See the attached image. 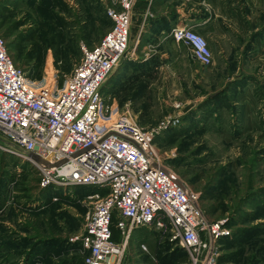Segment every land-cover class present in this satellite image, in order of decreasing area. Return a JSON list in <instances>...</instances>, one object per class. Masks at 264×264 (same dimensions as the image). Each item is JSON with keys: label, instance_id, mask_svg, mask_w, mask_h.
I'll return each instance as SVG.
<instances>
[{"label": "rangeland", "instance_id": "374dc122", "mask_svg": "<svg viewBox=\"0 0 264 264\" xmlns=\"http://www.w3.org/2000/svg\"><path fill=\"white\" fill-rule=\"evenodd\" d=\"M18 1L20 4L10 7V14H6L9 17L7 25L19 20L22 21V26L4 40L10 46L8 51L11 52L13 63L24 71L27 67L24 55L32 49L33 43L25 41L20 46V51L15 52L16 36H26L30 30L39 31L40 24L46 21L49 14L44 10L51 11L49 4L52 0ZM115 1H65L68 11L62 13L67 22L63 31V47L69 54L66 63L69 71L64 73L63 65L55 64L48 52L43 59L41 77L36 81H43L46 85L54 84L57 88L64 86L81 60V47L92 49L111 28V23L103 15L99 5L105 2L110 6ZM38 3L40 9L34 8ZM233 7L241 9L238 11L240 15L245 9V16L252 19L253 23L251 22L250 28L246 22L244 25L239 24L240 22L236 24L234 19L237 17L233 13L231 25L222 37L210 28L200 30L199 33L207 37L213 52L210 67L204 68L194 63L188 49L174 44L168 37V32L151 29L148 22L137 20L132 26L128 55L131 59L123 60L104 85L107 94L110 89H114L115 96L112 97H115L118 108L129 111L144 131H155L153 142L161 158L186 188L199 193V204L206 213L207 220H227L226 226L231 231L240 226L252 227L264 223L262 210L256 214L258 219H253L252 222L243 223L244 218H238L242 210L250 213V206L247 205L252 199L250 195H257L258 191L264 190V57L260 58L261 52L264 56V47L255 42L260 30L264 29V0H261L260 6L251 5L252 11L240 4ZM255 17L260 21L261 28L255 24ZM5 27L6 25L0 30V35ZM257 28L259 30L255 32ZM259 40L264 43V38ZM254 59L260 60L250 65ZM26 75L28 77L27 73ZM215 95L225 97L228 103L215 110L209 105L199 108L204 101ZM170 133L172 137L165 142V135ZM176 161L182 166H175ZM27 168L31 176H28L29 182L25 185L30 187L34 197L39 194L38 176L33 168ZM20 169L19 167L18 170ZM186 172L183 180L180 173ZM20 183L18 181L17 184ZM20 187H14V197L23 195ZM57 191L62 193L63 189ZM86 191L85 187L67 188L66 195L62 194L65 200L58 197L56 201H52L60 205L46 210V204H43L44 208L41 207L40 210H44L37 212L19 206L18 203H26L25 199H18V203L16 200L11 201V208L7 205V213L0 217V227H3L0 228V233L7 234L4 241L9 243L5 242L0 246V250L9 249L0 251V264H26L30 247L37 243L41 247L49 239L53 242L59 240L62 244L58 243L59 248L56 246L58 244L50 246L46 254L48 257L38 256L32 260L34 264H59L65 261L79 264L83 257L79 244L70 243L69 240L79 234L88 211L87 206L80 203ZM37 205H42V202ZM222 205L227 207L224 214ZM232 219L238 221L237 224L231 226L229 223ZM141 232L136 230L131 235L122 264H175L173 253H185L182 248L167 245L162 237L146 230L141 238H137L136 235ZM113 239L119 241V234L116 233ZM257 239L258 244L263 240L260 245L262 251L259 254L250 252L252 250H249V245L243 244L246 257L255 254L258 264H264V235ZM23 241L28 245L23 244ZM220 244L222 245L219 241ZM141 245L145 246L147 252L141 250ZM38 251L40 252V248Z\"/></svg>", "mask_w": 264, "mask_h": 264}, {"label": "built area", "instance_id": "2783aa9c", "mask_svg": "<svg viewBox=\"0 0 264 264\" xmlns=\"http://www.w3.org/2000/svg\"><path fill=\"white\" fill-rule=\"evenodd\" d=\"M135 4L106 5L111 28L92 49L81 47V60L62 88L27 77L0 37V141L5 144L0 150L31 165L38 190L63 189L66 195L70 187L95 188L80 200L88 211L79 234L69 240L80 244L82 264H122L139 229L182 248L186 264H218L219 241L232 234L227 220H207L199 193L186 188L161 158L155 131H144L129 111L118 108L115 97L102 92L123 60L131 59ZM151 17L147 13L144 19ZM168 37L185 46L201 67L212 65L207 39L192 27L171 29ZM31 154L63 163L40 168ZM112 228L119 241L113 240ZM141 250L147 252L144 245Z\"/></svg>", "mask_w": 264, "mask_h": 264}, {"label": "trees", "instance_id": "16d2710c", "mask_svg": "<svg viewBox=\"0 0 264 264\" xmlns=\"http://www.w3.org/2000/svg\"><path fill=\"white\" fill-rule=\"evenodd\" d=\"M15 4L18 5L20 3L18 0H13L12 3H11V0H0V30L4 27V25H6L3 34L0 35V37H2L3 39L8 38L9 35L14 30L22 26V21H19V20L12 22L11 25H7L9 21V17H6V14L7 16L8 14H10L11 12L10 7L12 6L16 7ZM99 7H101L100 9H102L103 15L111 23L110 19L106 16L104 6L99 5ZM34 8L40 9V4L38 3L36 7ZM49 8H51V11L44 10V11H47V13L49 14H48V18L46 19V21L40 24L39 31L30 30L26 34L27 37L21 34L16 36V38L18 39H17V42H16L17 44L15 45V49H14L15 52L20 51V46H22L23 42L27 41V42L33 43L31 46L32 49L29 51H26L24 55V59H26V65L22 63V65L27 66L24 68L25 69L24 71L28 74V77L32 80L40 79L41 74H42L43 59L45 55H47L48 52L51 53L55 64L60 63L63 65L64 73H68L69 71V66L66 64L67 61L69 60V54L66 51V49L63 47L64 39H65V35L63 31H65L67 27V22L62 16V13L63 14L67 13L68 5L64 0H52L49 4ZM59 8H61V10ZM165 25H166L165 19L160 18L158 21H153L150 26H151V29H157L158 31L162 33H165V32L169 33L170 29L165 28ZM7 49L10 50L9 45H7ZM113 86H114V83L111 84L112 88ZM113 90L114 89H110V91H108L111 96H115L113 95L114 94ZM102 92L104 94H107V91H105V87L102 89ZM224 93L225 91H223V95ZM227 103L228 102H227V99H225V97H221V95H215V96L208 98L206 101H204L199 106V108L209 105L211 107H214L213 109L215 110V108L222 107L226 105ZM213 109L211 110V112L213 111ZM171 135L172 133L165 135L164 141L167 142L172 137ZM19 161L20 160L18 158H16L15 156L9 153L0 152V217L4 216V214L7 213L5 210L7 205L9 207L11 206V202L9 203L10 205L7 203L10 201V199H12V201L14 200L17 201L18 199H25L26 203L21 204V203H18V201L17 203L20 204L19 205L20 207L21 206L25 207L26 210H29L32 212H37L38 210H40L41 207H43V204L44 205L46 204L45 208L43 207L46 210L50 209L51 207H54L55 205L57 206L60 205V203H52V197L54 196L59 197L61 200H65L60 191H57L51 187L43 189V190H39V194L37 196L34 195L33 197L32 192H31L32 190L30 189V187H27L25 185L27 181L29 182L28 176L30 175L29 174L30 172L27 171L28 170L27 167L28 166L30 168L32 167L27 162L19 163ZM176 162L177 163H175V166H182L181 164H178V161ZM19 167L21 168L20 170H18ZM186 174L187 172L180 173V176L183 178V180ZM191 180L192 179H190V181ZM193 180H196V179H193ZM18 181L21 182L19 185L17 184ZM33 182H36V181H33ZM37 184H38V179H37ZM15 186H17V188L18 186L22 187V190L21 189L20 190L23 191L22 192L23 195L16 196V197L13 196L12 192L15 194L14 192ZM32 188H35V187H32ZM37 189H38V185H37ZM85 189H87L88 194L96 191L95 188H92V187L90 188L85 187ZM86 192L84 193L85 196H86ZM205 193L211 196L208 192L205 191ZM84 195L82 197H84ZM250 196L252 197V199L249 202L250 204H247L248 206H250L249 208L250 213H247V210L246 211L242 210V212L240 213L238 217L239 219L242 218V220L244 218L243 223H249V222H252L251 220L253 219L255 220L258 219L256 217L257 216L256 214H258V212L261 210L264 211V190L258 191L257 195L252 194ZM39 202H42V205H37ZM9 207L7 211L10 210L11 207L10 208ZM226 208L225 206L222 205V214L227 212ZM43 210H40V211H43ZM249 214H251V216ZM252 214H254L255 216H253ZM237 222H235L234 219H232L231 223L229 224L232 226V225L237 224ZM226 227L228 228V225ZM0 228L3 229V227H0ZM139 230H141L142 232L140 233V235H136L137 238H141L144 234L143 231H145L143 229H139ZM112 233H113V238H115V234L117 232L113 228H112ZM262 235H264V223H261L260 225H254L252 227H242V226L237 227L236 229L232 231V234L230 236L231 238L230 237L222 238L220 240V242L223 245V254L220 255L218 259V264H258L259 261L255 259V254L254 256H249L248 258L246 257V251L244 249V245L245 244L249 245L248 246L249 250H252L250 252L254 251L256 254H259L262 251L260 245L263 243V240L260 239L261 240L260 244H258L257 238ZM4 236H7V234L0 233V246H3L6 242L4 241L5 240ZM58 243L62 244V242L59 240L53 242V240L49 239L43 242L42 243L43 245L41 247H39L40 243L32 245L25 259L26 264H34L32 260H35V258L38 256H41L42 258L43 257L47 258L48 256L46 254L50 250L49 247L53 246L54 244H58ZM23 244L28 245L24 241H23ZM167 245H170V244L168 243ZM56 246L57 248H59V244ZM38 248H40V252L38 251ZM79 249H80V244H79ZM8 250L6 249V250H0V251L5 252ZM179 251L180 250H178V252ZM180 252H181L180 254L173 253V256L176 258L175 264H186L187 254L184 253L183 251H180ZM79 261H80L79 264H82L83 257ZM59 264H76V263L74 261H71V262L65 261Z\"/></svg>", "mask_w": 264, "mask_h": 264}, {"label": "crops", "instance_id": "0c3cea01", "mask_svg": "<svg viewBox=\"0 0 264 264\" xmlns=\"http://www.w3.org/2000/svg\"><path fill=\"white\" fill-rule=\"evenodd\" d=\"M249 1H252L253 3H250ZM260 3L261 0H136L133 9V22H136L137 20L146 21L151 25L153 21H158L160 18H164L166 22L165 28H169L170 30L177 27H192L193 29H196L194 30L197 33H199L200 30L210 28L217 33L218 36L222 37L223 33L225 34L226 32L225 30H228L231 25L233 13H235L237 17L234 19V23L238 24V22H240L239 24L244 25L246 22L248 28H250L253 23L252 19L245 16V9L241 16L238 14L240 13L238 11H241V9L237 10L233 7L234 5L240 4L241 6H246L247 10L252 11L250 6H260ZM103 6H106L105 2ZM147 13H150L152 17L144 19ZM258 21L259 20L256 18L254 22L258 25V28H261L260 21ZM258 28L255 29V32L259 30ZM260 31V35H257L258 39L255 42L260 45L262 44L264 47V43L259 40V38H264V29ZM202 36L207 39L206 36ZM260 51H262L261 48ZM263 57L264 56H262L261 52L260 58ZM258 60L260 59L252 60L250 65L256 64ZM220 252V255H222L223 245L221 244Z\"/></svg>", "mask_w": 264, "mask_h": 264}, {"label": "water", "instance_id": "95a60500", "mask_svg": "<svg viewBox=\"0 0 264 264\" xmlns=\"http://www.w3.org/2000/svg\"><path fill=\"white\" fill-rule=\"evenodd\" d=\"M29 158L37 166H39L40 168H44V169H51L52 167H58L63 163L62 162V163H58V164L53 165V164H51L50 158H42L36 154H31Z\"/></svg>", "mask_w": 264, "mask_h": 264}]
</instances>
